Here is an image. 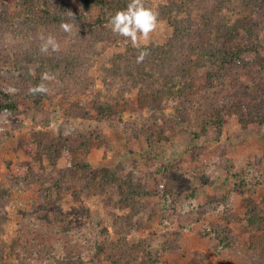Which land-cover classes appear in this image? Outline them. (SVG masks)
<instances>
[{"label":"rangeland","instance_id":"1","mask_svg":"<svg viewBox=\"0 0 264 264\" xmlns=\"http://www.w3.org/2000/svg\"><path fill=\"white\" fill-rule=\"evenodd\" d=\"M149 1L158 22L147 39H139V48L166 44L173 33L158 14L167 0ZM225 14L234 23L236 17L229 11ZM260 15L256 16L260 19ZM96 17V11H92L88 20L94 23ZM261 23L259 38L245 40L244 33L238 34L239 43L253 48L246 61L254 59L255 50L264 51V21ZM129 47L136 48L123 37L107 47L100 44L98 57L81 83L82 91L70 97L47 92L40 109H35L32 102L21 101L19 111L0 112V264H113L107 259L111 248L117 254L136 258L135 264H149L141 251L135 253L138 246L151 252L154 264H264V185L254 196L263 223L260 228H252L246 218L247 195L230 177L257 161H261L259 174H264V125H242L227 116L219 133L192 113L172 126L169 142L151 144L144 137L134 139L122 122L103 120L93 110L94 100L108 95L101 70L109 67L112 56L125 54ZM212 69H189L192 92L202 96L214 85ZM0 73L10 77L16 70L7 64L0 67ZM45 78L49 80L47 75ZM124 89L118 86L112 95L118 96ZM6 90L19 92L20 88L9 85ZM124 91L139 110L145 103L140 88ZM180 100L184 104L169 97L165 114L175 115L178 106L195 102L191 97ZM79 105L87 114L75 109ZM197 105L204 109V102ZM72 109L76 113L69 116ZM151 111L143 106L139 116L148 119ZM139 116L135 114L134 118ZM129 118L133 117H124ZM97 128L101 137L94 140L90 154L68 153L61 148L62 155L52 166L36 160L34 133L55 138L59 133L71 135ZM29 169L38 179L27 186L18 185L15 178H23ZM67 173L73 180L67 181ZM82 178L91 179L90 188L81 189ZM58 182H63L61 188ZM169 182H175L178 191L171 210L152 194ZM126 184L146 192L133 198L123 186ZM48 192L54 199L51 214L43 216L44 229L34 227L28 215L43 207ZM96 218L104 240L109 238L108 244L105 241L107 250L90 252L83 261L66 259L68 245L63 231L94 224ZM213 227L229 236L231 244L225 235L220 240L202 235L204 229ZM44 249L47 254L41 253Z\"/></svg>","mask_w":264,"mask_h":264},{"label":"trees","instance_id":"2","mask_svg":"<svg viewBox=\"0 0 264 264\" xmlns=\"http://www.w3.org/2000/svg\"><path fill=\"white\" fill-rule=\"evenodd\" d=\"M129 2L1 0L0 67L12 64L16 75L5 77L0 73V112L19 111L21 101L32 102L35 109H40L44 98L48 97L47 92L70 97L82 91L81 83L98 57L99 45L107 47L122 38L113 34L108 27V20L116 12L125 10ZM143 3L154 12L149 0H143ZM92 11L97 14L94 23L88 20ZM226 11L236 17L234 23L226 16ZM258 13L261 14L260 19L256 16ZM158 14L172 27L171 38L163 45L152 44L137 49L129 47L125 54L112 56L109 67L101 70L108 95L94 100L93 104L98 117L112 123L122 122L134 139L144 137L151 144L169 142L172 126L184 122L192 113L200 115L206 126L216 127L219 133L227 116H233L242 125L257 123L263 126L264 51L255 50L254 59L246 61L245 57L253 48L239 43L238 34L244 33L245 40L260 37L261 22L264 21V0H167L159 8ZM62 25H66L68 30L65 31ZM41 36L54 37L59 45L58 51L41 53ZM140 51H147L148 54L142 62H137ZM192 67H213L210 78L214 85L211 84V88L202 96L192 92L188 82L189 69ZM238 77L240 81H236ZM41 83L46 86V92L34 94L30 91ZM9 85L20 88L19 92L7 91ZM118 86L126 90L140 88L139 93L145 103L139 110L135 108L125 97V89L118 96L112 95ZM213 87V91L209 92ZM169 97L177 98L179 105L184 104L180 98L191 97L195 102L178 106L175 115L168 116L165 111ZM202 102L203 110L197 105ZM143 106L153 111L148 119L139 116ZM75 109H81L82 115L87 114L81 105ZM75 109H72L69 116L76 113ZM126 114L133 118L124 119ZM135 114H138V119L134 118ZM100 137L99 128L71 135L59 133L55 138L34 133L36 160L40 164L47 161L52 166L62 155L61 148L68 153L81 152L88 155L93 149L94 140ZM260 168L261 161H257L249 164L241 173L230 175L236 186L247 195L246 218L252 228H260L263 223L258 203L254 199L259 187L264 185V174H259ZM30 172L31 169L23 178H15V182L26 186L32 184L37 177ZM194 174L197 178L200 176ZM66 179L73 180L71 173L66 174ZM62 183L58 182L57 187L61 188ZM80 184L82 190L90 188L91 179L82 178ZM123 186L128 194H133V198H140L146 192L130 184ZM47 194L43 207L35 208L28 215V222L34 227L44 229L43 216L51 214L54 199L52 193ZM152 194L158 196L171 210L172 200L178 195L177 185L169 182L163 190H156ZM147 195L151 193L147 192ZM94 221V224L85 227L71 226L69 230L63 231L68 245L66 259L83 261L90 252L100 254L107 250L106 242L108 244L109 238L104 240V231L100 228L98 218ZM98 232L100 235L96 236ZM223 233H217L213 227L204 229L202 235L220 240L225 235ZM225 237L231 244L230 237ZM108 251L107 259L113 264H135L136 258L134 260L128 254H117L114 248ZM134 251H141L143 257L147 256L145 260L149 264L155 263L151 252H146L145 248L138 246ZM47 252V249L41 251L42 254ZM128 259L132 261L127 263Z\"/></svg>","mask_w":264,"mask_h":264},{"label":"clouds","instance_id":"3","mask_svg":"<svg viewBox=\"0 0 264 264\" xmlns=\"http://www.w3.org/2000/svg\"><path fill=\"white\" fill-rule=\"evenodd\" d=\"M158 22V17L155 12L144 6L143 0H130L127 8L116 12L108 20V27L114 35L123 37L125 42H131L133 47L139 48V39H147L152 33ZM65 31L68 30L66 25H62ZM42 43L40 46L41 53L56 52L59 45L52 36H41ZM147 51H140L137 57V62H142L147 56ZM32 93H44L47 91L46 86L41 83L33 89Z\"/></svg>","mask_w":264,"mask_h":264}]
</instances>
